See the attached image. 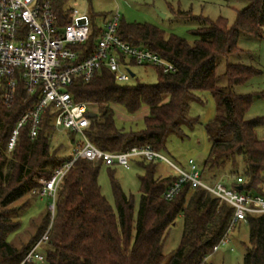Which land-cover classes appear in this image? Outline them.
I'll use <instances>...</instances> for the list:
<instances>
[{
	"label": "trees",
	"instance_id": "obj_1",
	"mask_svg": "<svg viewBox=\"0 0 264 264\" xmlns=\"http://www.w3.org/2000/svg\"><path fill=\"white\" fill-rule=\"evenodd\" d=\"M69 1H51L61 27L69 23ZM244 1L246 6L237 11L232 26L224 18L211 21L190 11H174L177 17L199 22L193 45L175 35L167 37L156 26L127 24L120 18L118 35L124 42L153 51L172 63L175 71L164 73L152 67L158 73L154 85L121 83L107 68L88 82L75 80L68 88L73 100L88 103L96 114L86 130L89 140L105 152L149 145L164 153L170 137L183 139L187 136L185 128L193 130L200 123L199 117L189 115L190 105L203 103L199 94L207 92L215 102L216 112L203 125L210 149L204 162L198 164L202 178L210 183L221 180L234 185V179L240 177L248 190L264 196V140L256 136V129L264 127V117L247 119L253 95L233 91L259 71L253 66L228 64L225 87L218 85L216 73L220 56L242 52L238 45L241 35L264 40V0ZM101 34L91 21L87 42L73 46L79 53V62L93 54ZM40 92L30 94L20 81L10 105L0 93V264H20L47 232L48 240L41 249L45 261L34 264H164V242L179 216L184 219L181 242L165 264H210L208 258L214 247L232 230L233 207L189 184L174 198L166 199L165 193L177 175H158L159 163L142 159L132 161L143 170L138 177V204L114 180L113 166L78 159L59 185L55 201L48 197L45 211L31 220L30 227L35 226L36 232L29 242L18 247L9 241L11 234L19 233L23 214L40 197L35 191L42 190L41 180L50 179L57 168L73 158L79 141L70 151L61 145L53 146L54 113L46 109L38 135L31 138L29 126L23 127L15 147L8 151V141L18 121L39 102ZM116 107L130 116L147 107L144 128L126 130L118 126ZM68 134L74 141L77 135ZM103 166L109 168L113 181L115 207L102 194L98 182ZM229 179L232 181L226 182ZM53 203L54 211L50 209ZM246 224L249 243L245 245L243 264H264V214L248 215Z\"/></svg>",
	"mask_w": 264,
	"mask_h": 264
},
{
	"label": "built area",
	"instance_id": "obj_2",
	"mask_svg": "<svg viewBox=\"0 0 264 264\" xmlns=\"http://www.w3.org/2000/svg\"><path fill=\"white\" fill-rule=\"evenodd\" d=\"M51 1L0 0L2 99L6 104H12L20 81L30 94L41 90L39 102L18 121L8 141V151L15 147L19 131L23 127L29 126L31 138L38 135L46 109H51L54 113L55 128L75 133L79 137L73 158L57 168L50 179L41 180L43 188L39 194L52 198L54 202L59 185L78 159L101 161L106 166H118L126 170L132 168V161L142 159L147 162H165L175 170L178 178L166 191V199L174 198L184 185L189 184L192 188L210 192L232 206V230L240 222L247 223L248 215L264 214V196L248 190L242 178L236 177L234 185L221 180L215 183L205 181L193 158H188L187 169H184L149 145L118 153L105 152L95 146L86 135L91 124V107L85 102H75L68 90L74 81L82 79L88 82L102 68H107L117 81L127 83L136 77L132 71L133 66L156 67L164 73L174 72L175 66L147 48L134 47L124 42L118 35V11L105 24L93 54L79 62V53L73 46L87 42L91 30L90 16L86 10H71L69 23L61 27L56 22ZM239 186L243 189L240 190ZM51 208L54 211V203ZM47 240L48 232L20 264L44 263L45 257L41 249ZM226 242L227 239H223L214 247V252Z\"/></svg>",
	"mask_w": 264,
	"mask_h": 264
},
{
	"label": "rangeland",
	"instance_id": "obj_3",
	"mask_svg": "<svg viewBox=\"0 0 264 264\" xmlns=\"http://www.w3.org/2000/svg\"><path fill=\"white\" fill-rule=\"evenodd\" d=\"M246 6L244 0H70L67 8L77 9L80 12L86 10L92 23L102 32L105 24L118 11L120 18L127 24L141 23L150 24L163 30L165 35L178 36L184 38L189 44L195 43L194 31L200 26L198 21L183 19L174 15V11H190L193 15L208 18L216 21L224 18L228 25L232 26L237 19V11ZM239 47L242 52L236 55L220 56L217 59L216 73L218 85L227 86L225 76L228 64H244L253 66L259 72L247 83L234 87L233 91L239 94L253 95L252 105L246 115L247 119L264 117V40L254 38L249 35H241ZM132 71L136 78L129 81V85H154L158 81V73L152 67L133 66ZM1 91V87H0ZM1 93V92H0ZM203 103L193 102L190 105L189 115L199 117L200 123L193 130L185 128L186 137L180 139L172 136L167 141V150L164 154L168 159L179 167L187 169V160L193 156L197 164L201 165L207 155L209 146L203 125L214 118L216 105L212 96L207 92L199 94ZM117 125L126 130H140L144 128L143 117L147 114L148 108L143 107L135 116L128 115L121 107H116ZM53 146H63L69 151L73 149L79 137L71 140L67 131L54 130ZM256 136L264 140V127L256 129ZM64 149V148H63ZM114 172V180L120 184L122 189L133 195L136 204L139 201L140 182L139 176L143 170L136 165H132L130 170L115 166L111 168ZM157 174L162 176L175 175V170L165 162H159ZM226 176V175H225ZM224 176V178H226ZM232 180H226V182ZM99 185L102 194L108 202L115 207V197L113 193V181L109 174V168L103 166L100 170ZM39 193V189L35 191ZM255 193V192H253ZM57 197V193L55 198ZM23 199L16 203L22 204ZM49 198L42 196L33 201L31 207L23 214L22 225L19 233L9 236V241L16 246L26 245L31 236L35 234L36 228L30 227L33 218L38 217L49 205ZM52 205V204H51ZM50 205V208H51ZM52 209V208H51ZM40 219H37V223ZM184 219L179 216L175 224L171 227L164 242L163 252L167 262L180 245ZM30 228V229H29ZM249 243V226L246 223H239L227 236V242L220 245L218 251L214 252L208 261L210 264H243L245 245ZM164 262V264H165Z\"/></svg>",
	"mask_w": 264,
	"mask_h": 264
},
{
	"label": "water",
	"instance_id": "obj_4",
	"mask_svg": "<svg viewBox=\"0 0 264 264\" xmlns=\"http://www.w3.org/2000/svg\"><path fill=\"white\" fill-rule=\"evenodd\" d=\"M95 116H96V114H95V113H90V114H89V117H90V118H93V117H95ZM238 188H239L240 190H242V189H243V187H242V186H239Z\"/></svg>",
	"mask_w": 264,
	"mask_h": 264
},
{
	"label": "crops",
	"instance_id": "obj_5",
	"mask_svg": "<svg viewBox=\"0 0 264 264\" xmlns=\"http://www.w3.org/2000/svg\"><path fill=\"white\" fill-rule=\"evenodd\" d=\"M212 119H213V118H212ZM212 119H211V120H212ZM209 121H210V120H209ZM207 122H208V121H207ZM207 122H206V123H207ZM208 147H209V148H208V150H207V153L209 152V149H210V144H209V146H208ZM188 158H193V159H195L193 156H189ZM195 161H196V160H195Z\"/></svg>",
	"mask_w": 264,
	"mask_h": 264
}]
</instances>
